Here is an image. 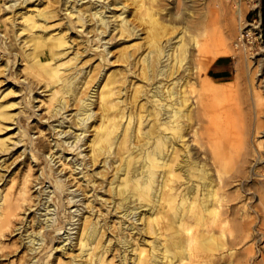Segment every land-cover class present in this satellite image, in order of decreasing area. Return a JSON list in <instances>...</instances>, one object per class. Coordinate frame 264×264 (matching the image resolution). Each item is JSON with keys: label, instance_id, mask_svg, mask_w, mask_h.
<instances>
[{"label": "bare ground", "instance_id": "bare-ground-1", "mask_svg": "<svg viewBox=\"0 0 264 264\" xmlns=\"http://www.w3.org/2000/svg\"><path fill=\"white\" fill-rule=\"evenodd\" d=\"M7 1H2L0 10L6 9L4 5ZM26 1L20 0L19 4ZM56 1L60 0H47L48 5L21 13L20 28L27 32L25 45L20 44L18 48L24 60L21 71H24L25 79L30 76L53 89L48 98L51 114H60L69 104L75 103L72 120L78 127L76 129L81 131L73 134L74 144L57 137V145L66 143V149L74 146L76 149L88 144V153L83 155L80 163L82 170L85 169L83 177L86 178V184L90 179L89 183L91 180L93 184L97 183L95 187L107 186L110 192L109 203L113 202L114 211L122 212L125 218L142 207L148 209L138 212L141 227L134 224L129 234L121 235L118 239L116 237L112 242L116 236L113 232L114 237H110L106 243V238L103 239L109 226L101 224L102 218L94 219L93 199L90 197L98 199L100 196L93 189L90 196L85 197L91 207L87 205L89 215L82 220L81 231H78V253L69 260H63L61 255H54L51 259L54 239L53 235L47 236L57 231L56 235L60 234L61 238L65 233V230L60 232L65 228L64 223L59 220L49 232L46 228L50 224L46 223L51 217L40 219L41 215L36 217V211H33L36 218H32L35 224L27 226L24 216L18 220L21 208L24 207L22 212L25 213L37 203L34 201L37 197H32L28 190L45 182V179L33 176L34 166L27 163L28 167L22 176L11 175L0 188V257L9 253L5 243L7 235L19 230L18 243L25 248L22 258L17 260L20 264H203L204 256L223 248L225 243H209L213 237L208 240L207 237L200 238L197 243L198 240L195 242L196 237L190 231L193 225L207 226L227 220L226 216L221 218L222 208L226 205L224 190L221 191L225 185L224 172L236 168L238 163L240 168L244 167L249 159L255 164L264 163V65L253 67L248 60L243 68L238 63L233 89L229 92L221 89L220 79L215 77L219 71L212 74L207 65L211 61L209 45L215 37L220 38L222 35L219 17L232 23L229 17L231 8L224 0H217L214 6L203 12L199 20L198 34L202 37L199 41L192 30L195 23L190 18V11L183 17L186 26L178 29L166 16L169 12L174 18L177 16L171 13L173 9L167 6V0H110L106 4L102 0L99 8L91 0H88L90 6L80 8L75 5L78 2L76 0L71 6L62 7V10L70 8L65 14L75 19V27V24L83 27L88 20H94L91 24L94 37L91 40L97 42L88 45L87 50H94L99 59L92 68L95 72L90 73L89 70L87 74L78 76L83 68L70 66L73 57L57 61L58 56L64 54L61 53L62 49L68 46L65 33L45 34L37 30L50 27L47 25L50 20L47 6ZM118 3L123 4L119 7ZM109 4H114V9L110 10L111 15L105 16L102 12ZM125 12L128 14L124 15ZM128 15L136 17L140 26ZM0 23L8 30L7 34L16 33L12 28L15 20H12L11 15L1 16ZM110 26L111 30H117L119 38L122 36L123 42L139 35L137 38L140 39L122 47L118 56L121 67L110 71L99 81V74L105 64L112 63H105L110 62V50L102 46L113 38L103 43L101 41ZM140 31L144 36L141 37ZM14 36L17 37V33ZM2 37L5 38L6 33ZM191 47H194L193 51L197 50L196 54L191 51ZM221 53L227 51L220 50L217 54ZM137 68L139 82L132 80L128 83L130 78L137 76ZM98 82L96 99L93 100L91 90ZM82 88L85 93L80 96ZM32 90V87L28 88L27 94ZM28 98L25 96V101H33V98ZM94 104L97 110L93 112L91 107ZM9 106L0 101V130L4 128L5 120L12 117L8 111ZM91 118V124L94 121L97 123L91 129L92 137L85 140L82 134L87 133L91 126L85 122ZM50 129L54 130L53 127ZM31 131L25 130L29 143L34 140ZM62 131L55 134L60 136ZM83 140L84 143H81ZM7 147L6 138H0V152L7 151ZM51 149L52 146L44 145L41 138L30 149L33 151L32 161L41 156L45 158L51 172L45 171L42 174L44 178H53L55 182L52 183L56 188L53 191L55 195L52 191L51 195L48 193L44 203L51 197L62 200V192L67 191L65 198L69 204L75 201L73 198L77 195H72L68 190L73 184L62 180L53 169L51 159L54 153ZM46 151L50 152V158L45 155ZM86 155L89 158L83 162ZM95 164L103 167L100 174L99 171H93V168L89 169L90 165ZM69 165L73 175L79 164L70 160ZM109 167H112L111 173L106 178ZM82 170L76 174L84 173ZM97 174L100 175L99 180L98 177L94 179ZM77 179L79 182L80 179ZM99 200L106 203V199ZM40 201L41 198L38 202L41 204ZM49 205L42 207L46 210L45 215L49 213ZM66 208L70 211L67 216L73 218L70 208L65 205ZM76 210L79 211L78 205ZM38 223L42 235L37 236L40 231L28 233L29 228L35 230ZM122 225L120 222V227ZM132 229L136 230L134 234ZM143 233L152 235V239L149 242L141 239L140 234ZM135 234H138L137 237ZM241 235V239L248 238L251 235L249 227H244ZM115 241L117 248L113 246ZM59 248L64 251L66 246ZM112 249L118 252L109 259L106 254H111ZM250 249L247 247L246 251Z\"/></svg>", "mask_w": 264, "mask_h": 264}, {"label": "rangeland", "instance_id": "rangeland-1", "mask_svg": "<svg viewBox=\"0 0 264 264\" xmlns=\"http://www.w3.org/2000/svg\"><path fill=\"white\" fill-rule=\"evenodd\" d=\"M2 1L4 0H0V4H3ZM29 1L32 0L19 4L20 0H8L4 5L6 9L4 11L0 10V17L3 15H11L12 20H15V25L12 26V28L17 33V37L14 36L16 33L7 34L8 30L6 31L4 25L0 23V101L3 102V104L11 105L8 107V111L12 115L10 119L5 120L3 123L4 128L0 130V138H6V143L8 145L7 151L0 152V175L3 177L0 180V188L10 179L11 175L13 176L16 174L17 177L20 175L22 176L26 172L25 169L28 165L31 164L34 166L32 167V169L34 168L33 176H39L41 179H45V182H42L41 184L38 183L28 190L31 196H36L38 200H34L37 202L36 205H34L30 210H26L25 213L22 212L24 207L21 208L19 210L18 220H20L21 216H24V219H27V226H30L32 223L35 224V221H33L32 218H36L38 215H41L40 219L51 217L50 221L46 223L50 224L46 228V230L48 229L47 231L53 230L54 225L61 220L65 225V228L60 230V232L65 230V233L61 235L62 237L59 238L60 234L56 235L57 231L51 232V234L47 236L50 237L53 235L52 239H54V250L52 252L51 259L54 258V255H61L63 260H69L79 251L77 244L78 231H81L82 220L89 215L88 208L91 207L90 204H87L88 200H85V197L86 195L89 197L93 189H95L94 191L97 192L98 196H100L98 199L90 197V199H93L92 207L94 209V219L97 217L102 218L101 224H104L106 227L109 226L103 239L105 240L106 238V243H108L110 237H114L113 232L116 233V236L112 239V242L116 237L118 239L121 235L129 234L131 231L130 228H132L134 224L135 226L141 227L142 224L141 220L138 219V212H144L148 208L142 207L137 210L135 214L131 213L126 218L125 215H122V212L117 213V210L114 211L115 205H113V202L110 204L108 201L110 200V192L107 186L103 185V187L100 188L98 185L95 187L97 183L93 184V180L89 183L90 179L87 180L86 184V178L83 177L85 169L82 170V165H80V163L83 155L88 153V144L85 143L76 149H74L75 146L71 149H66V143L61 146L57 145L59 143L57 137L62 139V141L65 140V142H72V144H74L73 134L75 132L80 133L81 130L76 129L78 127L75 126L74 121L72 120V116L75 113L74 108L76 106L74 102L69 104L66 109L61 110L60 114H51L49 106L50 102L48 98L53 89L49 86L45 87L43 82H39L30 76H27V79H25L24 71L23 73L21 71L24 68V60L22 59L23 57L18 51V48L20 47V44L25 45L24 41L27 33L26 31H22V28H20L21 24L19 22L22 21L21 13L48 5L47 0H41L39 3L38 0L28 3ZM74 1L76 0H60L49 3V6L47 7H49L48 15L50 20L47 22V25L50 27L46 30H43L42 28L37 30H39L40 33L45 34H48V32L65 33L68 39V46L62 49L61 53L64 54L59 55L57 61H65L73 57L71 59L72 64L70 66H73L75 69L82 66L83 69L78 75L80 76L87 74L89 70H91L90 73L95 72L92 68L98 63L99 59L98 54L94 50H87V48H89L88 45H93L97 42L95 40H91L94 37L92 29L93 25L91 26L94 20H88L84 23L83 27L79 24H75L77 25L75 27L73 23L75 19L68 17L65 14L69 12L70 8L68 10H62V7L64 8L69 5H73ZM77 1L78 2L75 5L80 8L88 7L91 4L88 0ZM91 1L97 4L96 8H99L102 4V0ZM261 1L262 0H224L225 4L231 8V14L229 17L232 23H228L223 20L222 17H219V30H221L222 35L220 38H217L218 36L215 37L213 42L209 45V57L211 58V61L207 66L210 67L212 74H214V71L219 70L217 66L220 64L221 70H219L215 77L220 79V87L226 92L233 89V83L236 80L237 75L236 70L238 63H240L243 68L246 67L248 60H250V64L253 67L258 64L264 65V37H262L260 25ZM103 2L106 4L110 2V0H104ZM214 2H217V0H192V2L191 0H167V6H170L173 9V12L171 13H174L177 16L174 18L173 15H170V12L168 13L169 15L166 14V16L175 23L178 29H180L181 26H186V23L183 21V17L190 11V18L194 20L195 23V25L192 26V30L195 37L199 41V39L202 38L200 37V34H198V29L200 27L199 20L203 12H207L209 7L214 6ZM122 4L123 3H118L117 5L120 7ZM113 5L114 4H109V7H105V11L102 13H104L105 16L111 15L112 12H110V10L114 9ZM22 6L23 8H20ZM59 7L61 8L59 9ZM91 11L93 12L94 10ZM165 11L166 10L163 12L165 13ZM7 12L9 13L6 14ZM127 14L128 12L124 13V15ZM127 17L131 18L138 26H140V22L136 19V17L131 15H128ZM89 18L90 15L87 19ZM110 24H112V22H110ZM78 29H82V31H79ZM4 33H6L5 38L2 37ZM170 35L173 36L174 33H170ZM142 36H144L143 33L141 34V37ZM102 37V43L113 38L102 46V48L105 47L110 50V53L108 54L110 62L105 63H112L110 65L105 64L103 70L99 74V81L102 80V78H105L106 74L110 71L118 70L121 67L122 63L120 62L118 56L121 53L122 47L140 39L136 37L134 39H129L127 42H123L121 39L122 36L119 38V33H117L116 29L111 30V26L108 27L107 32H105ZM98 49H100V47ZM193 50L194 47H191V51ZM220 50L227 51V53L217 54ZM75 52L77 53L76 55ZM196 52L197 50L193 51L194 54H196ZM137 78L140 79L138 68L137 76L130 78L128 83H131L132 80H137L136 83L139 82ZM98 85L99 82L95 84L91 90V94H93V98L91 99L93 100L96 99ZM91 86L92 85L88 87V90ZM30 87H32L33 90L27 94L28 88ZM83 88L81 92H79L80 96L85 93ZM25 96L27 99H29L28 96L31 97V99L33 98L34 102L25 101ZM32 104H34L33 108L31 107ZM94 105L91 107V111L93 112L97 110L96 104ZM31 114L33 115L29 117ZM91 120L92 118L86 121V125L91 124ZM94 123L96 124L97 121H94L93 124H91L87 133L82 134L85 135V140L87 137H92L90 136V133ZM20 125L22 127L18 128ZM50 127H53L54 130H51ZM29 129H32L30 132V135H32V138L34 139L32 143L28 142L27 135L25 133V130ZM61 131L62 133L60 136L55 134ZM38 138H41L44 145H49V147L52 146L51 152L54 153V156L51 159L53 160L51 161V164H53V169L59 176H61L62 180L67 181L69 184H73L68 190L72 192V195H77L73 198V200H75L74 202L68 204L67 199L65 198L67 191H64L61 194L62 200H59L58 197L54 199L51 197L46 203H44L47 199L46 196L48 193L51 195L52 191L53 196L55 195L53 191H55L56 188L53 187V184L55 183L53 182L54 179L52 178L49 180L48 178H44L42 174L45 171L51 172L49 165L46 164L45 158L41 156L39 159H36V161H32L33 151L30 149ZM85 140L81 143H84ZM87 143H89V141ZM78 151L80 152L79 154L77 153ZM45 155H48L50 158L49 151H46ZM60 156H62L61 159H59ZM88 156L89 155L85 156L83 162L88 160ZM70 160L79 164L76 165L77 170L74 171L73 175L71 174V169L69 167ZM27 163L28 165L26 166ZM37 168L38 171L36 172ZM91 168L94 169L93 171H99V174L100 170H103V167L100 165L98 166L97 164L92 166L90 165L89 169ZM108 169L109 171L106 178L110 176L112 167H109ZM79 170H82L84 173L76 174ZM99 174H97L94 179L98 177L99 180ZM224 176H226L225 185L222 187L221 191L224 190L223 194L226 196V205L222 208L221 218L226 216L227 220L224 223H215L207 226L203 224L193 225L192 230L190 231L196 237L195 242L198 240L197 243H199L200 238L206 237L207 240L210 237H213V240L209 242L211 244L215 241L225 243L223 248L214 249L215 251L212 254L204 256L203 264H264V203H262V197H264V163L255 164L249 159L244 167L240 168L238 163L236 164V168H233L229 172H224ZM77 178L80 179L79 182H77ZM90 187L92 189H90ZM40 189L41 192H39ZM57 191L59 190L57 189ZM86 191L87 194H85ZM38 193H41V195ZM40 198L41 204L38 203ZM99 198L104 200L106 199V203H103L99 200ZM32 201L33 200H31L30 204H32ZM49 203V213L45 215L46 210L43 208L48 206ZM65 205L70 208L69 210L72 212L71 216H74L73 218L67 216L70 211H68V208L65 209ZM77 205L79 206V211H74ZM112 208L113 211L110 212ZM33 211H36V217L33 216ZM120 222L123 223L121 227ZM37 225L38 226L34 227L35 230L33 227H30L28 233L29 231H40L37 236H41L42 232L40 230L39 223ZM244 227H249L251 235L248 238L241 239V231ZM20 231H22L23 235L25 234L23 228H21ZM132 231L134 234L136 230L132 229ZM17 232H19V230L7 235L5 243L9 247V253L0 257V264L21 263L17 260L22 258L25 248L23 247V244L19 245V234H17ZM67 232L68 234H66ZM137 235L138 234H135L134 236L137 237ZM140 235L141 239L146 240V242H149L153 237L152 235L145 233ZM63 239L64 241H62ZM27 245L28 243L26 246ZM63 245L66 246L64 251L59 248ZM113 246H115V248L118 247L116 245V241ZM213 246L214 244L212 247ZM247 247L251 248L249 252L246 251ZM117 252L118 251L116 249H112L111 254H106V256L110 259L112 255L114 253L117 254ZM85 256L87 257V255ZM116 259H118V255Z\"/></svg>", "mask_w": 264, "mask_h": 264}, {"label": "trees", "instance_id": "trees-1", "mask_svg": "<svg viewBox=\"0 0 264 264\" xmlns=\"http://www.w3.org/2000/svg\"><path fill=\"white\" fill-rule=\"evenodd\" d=\"M260 12H261V20H260L261 34L262 37H264V0L261 1Z\"/></svg>", "mask_w": 264, "mask_h": 264}, {"label": "crops", "instance_id": "crops-1", "mask_svg": "<svg viewBox=\"0 0 264 264\" xmlns=\"http://www.w3.org/2000/svg\"><path fill=\"white\" fill-rule=\"evenodd\" d=\"M217 68H218L219 70H221V69H220V64L217 66ZM219 70H218V71H219Z\"/></svg>", "mask_w": 264, "mask_h": 264}, {"label": "built area", "instance_id": "built-area-1", "mask_svg": "<svg viewBox=\"0 0 264 264\" xmlns=\"http://www.w3.org/2000/svg\"><path fill=\"white\" fill-rule=\"evenodd\" d=\"M260 20H261V16H260ZM261 22V21H260Z\"/></svg>", "mask_w": 264, "mask_h": 264}]
</instances>
